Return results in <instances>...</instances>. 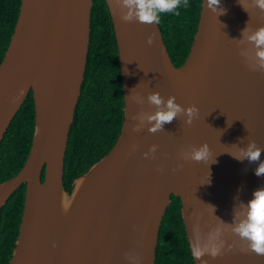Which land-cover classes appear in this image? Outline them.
I'll use <instances>...</instances> for the list:
<instances>
[{"label":"water","instance_id":"water-1","mask_svg":"<svg viewBox=\"0 0 264 264\" xmlns=\"http://www.w3.org/2000/svg\"><path fill=\"white\" fill-rule=\"evenodd\" d=\"M92 2L20 0L0 62V144L30 92L34 125L22 167L0 181V209L25 184L7 264H154L171 195L180 199L191 255L192 246L223 241L214 257L192 255L194 264H264V254L232 231L243 218L239 201L264 187V174L254 172L264 164V58L256 55L264 45L250 38L264 26V9L256 0L212 6L201 0L189 52L176 66L158 24L123 20L121 0H105L123 120L108 152L67 191L64 157L86 68ZM154 92L162 98L159 105L148 99ZM169 97L182 110L150 131L149 115L166 109ZM193 104L198 112L189 123L186 109ZM253 142L258 160L235 158ZM202 144L210 150L208 161L185 158Z\"/></svg>","mask_w":264,"mask_h":264},{"label":"trees","instance_id":"trees-1","mask_svg":"<svg viewBox=\"0 0 264 264\" xmlns=\"http://www.w3.org/2000/svg\"><path fill=\"white\" fill-rule=\"evenodd\" d=\"M201 0H189L179 15L161 13L159 28L176 66L187 57L196 31ZM20 0H0V62L19 12ZM123 91L117 45L105 0H93L90 34L81 93L70 125L64 157L63 182L72 180L101 158L115 142L123 120ZM34 125L32 93L10 122L0 144V181L22 167ZM25 195L21 184L0 209V264H7L18 234ZM159 230L154 264H194L180 213V199L171 195Z\"/></svg>","mask_w":264,"mask_h":264},{"label":"clouds","instance_id":"clouds-1","mask_svg":"<svg viewBox=\"0 0 264 264\" xmlns=\"http://www.w3.org/2000/svg\"><path fill=\"white\" fill-rule=\"evenodd\" d=\"M220 2L221 0H208V5H219ZM256 3L261 9H264V0H256ZM121 4L127 8V12L123 13V20H130L135 17L140 22L155 24L160 23L161 13L179 15L180 8L187 9L190 7L189 0H121ZM219 11L223 13L226 10L221 8ZM250 38L257 45H264V26L259 27ZM147 42L149 44L152 42L151 36L148 37ZM256 55L259 58H264V48L258 49ZM259 62L264 64V59H261ZM148 99L150 102L159 105L162 98L158 93L154 92L149 95ZM181 110V106L175 102V97H169L166 101V109L157 110L149 115L148 119L154 121L149 130L154 132L162 128L166 122H171ZM186 111L188 122L191 123L192 117L198 112V109L193 104L189 105ZM233 155L237 159L246 156L250 160H258L260 149L253 142L241 153H233ZM209 157L210 150L207 144H202L199 147H193L186 154L185 158L196 161H208ZM254 172L257 176L264 174V164L258 165ZM65 206L67 205L65 204ZM239 208L243 210V218L238 223L232 225V231L247 241L250 250L257 254H264V187L254 189L247 201H239ZM233 213L236 215V208H234ZM222 245L223 241L208 247L192 246V255L197 260L205 252L214 257L220 253Z\"/></svg>","mask_w":264,"mask_h":264},{"label":"bare ground","instance_id":"bare-ground-1","mask_svg":"<svg viewBox=\"0 0 264 264\" xmlns=\"http://www.w3.org/2000/svg\"><path fill=\"white\" fill-rule=\"evenodd\" d=\"M92 8V7H91Z\"/></svg>","mask_w":264,"mask_h":264}]
</instances>
